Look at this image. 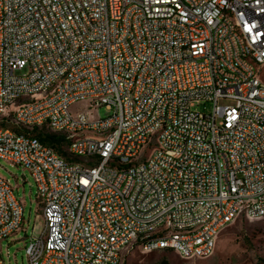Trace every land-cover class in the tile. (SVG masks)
<instances>
[{
  "label": "built area",
  "instance_id": "built-area-1",
  "mask_svg": "<svg viewBox=\"0 0 264 264\" xmlns=\"http://www.w3.org/2000/svg\"><path fill=\"white\" fill-rule=\"evenodd\" d=\"M257 67L264 0H0V160L45 221L28 264L208 259L238 218L264 219ZM24 213L0 176V264Z\"/></svg>",
  "mask_w": 264,
  "mask_h": 264
},
{
  "label": "rangeland",
  "instance_id": "rangeland-1",
  "mask_svg": "<svg viewBox=\"0 0 264 264\" xmlns=\"http://www.w3.org/2000/svg\"><path fill=\"white\" fill-rule=\"evenodd\" d=\"M25 73L26 70L19 74ZM257 74L264 83V68L257 67ZM230 104V102L222 101L220 106ZM85 107V103H80L75 105L72 111L75 113L84 110ZM212 108V105H208L206 109L209 112ZM91 114L92 119H104L110 113L106 107H101L93 109ZM0 176L10 181L15 189L16 197L22 201L25 210L23 228L11 237L16 242L9 250L10 259L6 251L3 252V258L6 264H28L25 250L27 236L39 237L45 227L42 207L36 195V186L28 172L1 160ZM163 261L168 264H264V219L252 221L244 216L238 218L233 225L221 231L214 255L208 259L184 260L172 251L144 254L133 249L126 255L124 264H160Z\"/></svg>",
  "mask_w": 264,
  "mask_h": 264
},
{
  "label": "trees",
  "instance_id": "trees-1",
  "mask_svg": "<svg viewBox=\"0 0 264 264\" xmlns=\"http://www.w3.org/2000/svg\"><path fill=\"white\" fill-rule=\"evenodd\" d=\"M40 140L44 144L57 146V144H60L63 141V138L57 135H47V136H40ZM160 264H168V262L163 261Z\"/></svg>",
  "mask_w": 264,
  "mask_h": 264
},
{
  "label": "crops",
  "instance_id": "crops-1",
  "mask_svg": "<svg viewBox=\"0 0 264 264\" xmlns=\"http://www.w3.org/2000/svg\"><path fill=\"white\" fill-rule=\"evenodd\" d=\"M14 242H16L15 240H13V238H10L8 241L4 242L2 244V247H1V255H2V259H3V264H6L5 263V260L3 258V252H7V257L10 259V253H9V250L11 248V246L14 244Z\"/></svg>",
  "mask_w": 264,
  "mask_h": 264
}]
</instances>
